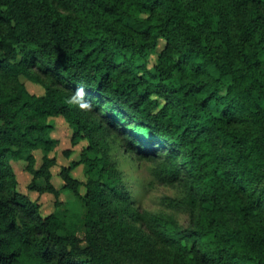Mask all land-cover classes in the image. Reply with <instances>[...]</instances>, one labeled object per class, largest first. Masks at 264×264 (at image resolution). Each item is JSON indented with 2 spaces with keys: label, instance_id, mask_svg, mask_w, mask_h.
<instances>
[{
  "label": "trees",
  "instance_id": "1",
  "mask_svg": "<svg viewBox=\"0 0 264 264\" xmlns=\"http://www.w3.org/2000/svg\"><path fill=\"white\" fill-rule=\"evenodd\" d=\"M162 38L147 77L139 59ZM49 116L96 151L85 180L75 162L59 172L60 187L85 186L84 246L61 232ZM110 132L178 188L186 226L133 208L96 146ZM36 146L41 162L29 154L25 168L31 188L45 177L55 196L46 216L11 164ZM128 216L171 246L165 264H264V0H0V264H122L126 244L146 237Z\"/></svg>",
  "mask_w": 264,
  "mask_h": 264
},
{
  "label": "rangeland",
  "instance_id": "2",
  "mask_svg": "<svg viewBox=\"0 0 264 264\" xmlns=\"http://www.w3.org/2000/svg\"><path fill=\"white\" fill-rule=\"evenodd\" d=\"M165 45L162 38L157 47L147 50L139 59L141 65L145 68H136L147 77H152L157 72L160 52ZM41 78L45 76L41 72L36 71ZM29 89L34 92H41L42 86L32 83L24 78ZM48 136L54 139L53 150L51 154L55 155L56 163L52 166V176L50 182L55 186H59V195L63 203L57 209L58 218L62 221V233H76L81 239V244L86 245L85 233L86 225L84 222V213L86 206L83 200L85 186L79 184L77 190L72 188L60 187L62 177L60 175L61 166L75 162L71 174L78 180H85L84 160L86 157L94 158L96 151L90 147L89 140L85 137H75V126L67 123L63 116H49ZM98 144L96 146L102 148L109 158L116 164L117 168L122 172L125 182H127L131 190V198L133 208L138 211L148 210L161 214H169L173 216L181 226H186L189 221L187 212L177 202L176 198L180 194L174 185H169L161 181L154 173L155 164L140 157L137 150H126L122 145V140L115 134L110 132L108 135L100 138L96 136ZM71 149L68 155L65 149ZM44 153L42 146L27 148L22 152L19 160L11 159L12 167L18 176V189L30 195L38 204L39 211L43 216L51 213L55 208V196L52 192L46 190L44 186L47 183L45 177L35 179L39 189L29 186L33 180V175L25 168V159L29 154H33L37 158V163L41 162ZM131 223L140 228L145 238L137 239L135 237L134 247L126 244L124 250L119 253V260L122 264H165L172 248L167 244L157 232H151L146 224L141 221H134L133 216H128Z\"/></svg>",
  "mask_w": 264,
  "mask_h": 264
},
{
  "label": "clouds",
  "instance_id": "3",
  "mask_svg": "<svg viewBox=\"0 0 264 264\" xmlns=\"http://www.w3.org/2000/svg\"><path fill=\"white\" fill-rule=\"evenodd\" d=\"M78 91L82 92V89H78Z\"/></svg>",
  "mask_w": 264,
  "mask_h": 264
}]
</instances>
